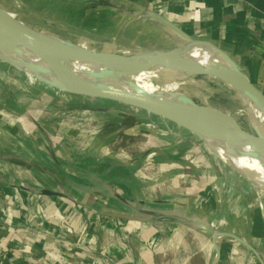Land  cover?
<instances>
[{
	"label": "crops",
	"instance_id": "1",
	"mask_svg": "<svg viewBox=\"0 0 264 264\" xmlns=\"http://www.w3.org/2000/svg\"><path fill=\"white\" fill-rule=\"evenodd\" d=\"M79 1L86 4L79 13L82 16L80 20L87 25H96V30L89 28L90 33L96 32V35L91 36L94 39L83 38L84 42L122 54L128 47L132 51L126 54H135L178 50L188 44L187 36L196 42L211 43L227 56L230 55L239 69L264 91V0ZM40 3L46 6L62 3V10L67 13L78 9L67 0L61 3L58 0H40ZM156 16L162 17L168 24ZM0 64L21 76L23 83L27 81L34 91L41 93L43 89L47 90L41 87L42 81L25 72L22 66L1 60ZM0 85V92H9L2 82ZM22 89L19 88L20 91ZM47 91L46 100L54 99L57 102V94ZM15 95L10 98L14 110L8 108L9 104L5 106L0 103V113L7 115L9 112L13 118L25 116L20 99L14 100L19 95ZM63 101L64 98H61ZM30 110L38 111L37 107H30ZM81 115L86 117L85 114ZM142 118L157 127L161 134L167 129L159 121ZM25 120L19 118L14 124L21 127L24 132L22 136L0 135V264L214 263L217 252L211 233L199 226L200 223H214L211 219L213 212L215 215L223 212L222 199L219 194L216 197L213 187L207 188L211 196L204 195L199 206H185L186 201L195 199V196L188 197V193L183 196L180 193L172 194L161 199V202L149 198L154 203H146V206L143 200L139 204H131L119 189L123 188L107 181L105 173L95 172L93 174L98 175L95 176L86 172L85 167L86 171L78 170L74 162L59 166L57 152L54 157L48 155L51 162L49 166L46 163V168L49 173L43 172L47 154L37 149L41 143L40 135L25 134L26 126L31 127L30 122ZM69 123L75 129L79 125L72 121ZM37 124L36 131L45 127L42 123ZM89 124L90 120L86 119L82 127L86 129L87 125L89 128ZM43 130L48 132L45 128ZM76 136L79 134L73 135V138ZM48 137L51 138L48 141L50 144L64 138L59 135ZM11 142H14L13 146L9 145ZM27 147L35 150L33 154H26ZM240 181L237 180L238 183ZM218 201L220 208L212 209L218 206ZM143 203L144 207L177 215L188 221L157 223L132 220L135 214L132 206ZM213 203L214 206L208 209V204ZM119 222L124 224L119 225ZM223 223L226 221L219 218L217 224L223 235L218 239L221 251L218 264H243L236 257L241 253L248 259L249 251H253L262 262L251 241L235 231L230 233L229 227H222ZM214 226L217 227L216 224ZM240 240L247 242L250 248Z\"/></svg>",
	"mask_w": 264,
	"mask_h": 264
},
{
	"label": "rangeland",
	"instance_id": "2",
	"mask_svg": "<svg viewBox=\"0 0 264 264\" xmlns=\"http://www.w3.org/2000/svg\"><path fill=\"white\" fill-rule=\"evenodd\" d=\"M4 1H7V7L10 10L11 5L20 6L21 9L17 17L27 18L29 15L28 22L32 23L34 27L49 28L62 38L70 37L75 46L87 50L96 47L83 42V38L94 39L91 36L92 34L96 35L95 31L89 32L91 28L96 30V25H87L80 20L82 16H79V13L82 9L84 10L83 6L86 7L85 3L83 4L79 0H67L78 8L73 13H67L64 12V9L62 10V0H58L61 3L58 6L43 5L40 0H0V2ZM126 48L123 52L130 53L131 48ZM193 78L204 82L206 89L212 91L210 103L224 112L232 114L244 107V102L233 92H228L225 85L210 82L203 76ZM0 79H3L0 80V83L2 82V85L9 90L4 94L0 92V103L5 106L9 104L8 108L14 110L15 106L10 102V98L13 97V94L19 95V98L15 97L14 100L20 99L21 109L26 113L25 116H15V118L11 117L9 112L7 115H4L3 112V114L0 113V135L22 136L24 132L21 131V127L14 124L18 122L19 118L30 122L31 127L26 126L25 134L27 136L30 134L40 135L41 143L37 149L44 152L45 155L47 154L42 168L43 172L49 173L46 168V165L49 166L51 162L48 155L51 154L54 157L57 152L59 166L66 165L68 162V165H71L74 162L78 170H85L83 168L85 167L87 169L85 171L92 174L103 172L107 181L123 188L119 189L123 191V196L128 198L131 204H139V201L143 200L145 206L146 203H154L150 202L149 198L159 199L156 201L161 202V199L178 193L182 196L186 193L190 194L188 197L195 196L193 201L187 199L186 207L199 206L203 196L207 197V188L211 186L216 190V197L218 194L220 195L224 207L221 208L222 214L218 212V215H215L213 212L211 219L215 221L214 224L219 229L217 223L221 218L226 221L223 223V228L226 225L229 227L230 233L235 231L234 233H239L249 239L257 248V250L254 249L260 254L258 257L262 259V262L257 259V255L253 254V251H249V257L247 256L248 259H245V255L239 253L240 251L237 249L235 250L239 254L236 259L243 264H264V199L260 197L259 192L253 186L254 183L249 181L245 172L223 162L216 154L221 155L219 148L189 134L188 131L183 133L182 130L177 131L167 127L161 134L157 127L143 120V116L138 115L131 108L111 101L95 100L65 93L42 82V88L49 92H55L60 97L55 95L57 102H54V99L53 101L52 99L46 100L47 90L43 89L41 93L34 91L27 81L24 84L21 76L2 64H0ZM21 87L23 89L20 91ZM0 88H2L1 85ZM61 98H64L65 102H61ZM30 107H37L39 113L30 110ZM81 114H85L86 117H81L83 116ZM94 117L97 118L94 120ZM86 119L90 120V124L89 128L85 125V129L82 126ZM68 120L79 123L77 129ZM38 122L45 125L43 128L47 129L49 133L45 132L43 128L36 131ZM242 125L245 130L254 131L248 118L242 120ZM75 134H79V136L74 139L73 135ZM50 135H59L64 138L50 144L48 142L51 141V138L48 137ZM9 145L13 146L14 142ZM33 151H35L33 148H26L27 155L33 154ZM73 172L76 174V171ZM96 174L93 175L98 176ZM239 179L241 180L240 184L237 182ZM124 189L126 190L124 191ZM213 194L215 195L214 192ZM208 205V209H210L214 203ZM218 208H220V201H218V206H214L212 209L217 210ZM231 247L233 248V245ZM230 260H232V256H230Z\"/></svg>",
	"mask_w": 264,
	"mask_h": 264
},
{
	"label": "water",
	"instance_id": "3",
	"mask_svg": "<svg viewBox=\"0 0 264 264\" xmlns=\"http://www.w3.org/2000/svg\"><path fill=\"white\" fill-rule=\"evenodd\" d=\"M157 18L168 24V22L162 17ZM169 26L174 28V26L170 24ZM0 35L12 38L10 43L12 55L16 59L24 62L26 65L25 72L55 89L80 97L117 103L133 109L138 115L150 120L159 121L168 128L171 127L177 131L182 130L184 133L188 131L189 134L194 135L199 139H201V133L187 125L184 120L190 118L208 119L215 125H218L221 129L228 132L231 140L239 146L248 157L254 162L264 166V140L258 129L254 126H252L254 130L253 132L248 129H243L229 113H226L219 108L210 105H200L189 97L174 99L165 96L164 94H155L152 96L144 95L142 93L125 94L122 92H113L94 84L95 81L100 78H120L127 80L128 76H135L136 74L132 73V67H145V69L158 70L166 69L173 71L185 70L189 72V75L192 77H213L255 96L261 103L264 112V91L239 69L238 65L233 62L230 55L228 57L224 51L215 47V45H212L211 43L196 42L186 36L188 40L187 45L191 43H203L213 47L216 52H219L228 58L229 62L233 64L235 76L222 72L220 68H196L189 64L179 63L173 59V56L181 50L122 54L97 48V54L81 47H76L73 43L65 41L64 38L56 35L62 39V41L66 43L68 42L79 55L86 59H93L92 62H78L73 65V70L62 72L54 65L47 52L48 47L56 48V46L39 36L35 29L8 15L1 6ZM105 53H109L110 57L104 56ZM0 60L7 62L4 57H0ZM216 154L223 160V162L232 167L221 155L218 153ZM224 154H226L227 158L233 156L229 151H226V153L224 152ZM43 193L52 194L51 192ZM132 210L135 214L131 219L135 221H151L157 223H186L188 221L186 218L168 214L158 209L144 207L143 205L132 206ZM199 226L211 233L213 246L216 248L217 252L213 264H218L221 260L218 239L223 234L219 232V229L216 226H214V223H200ZM229 236L239 240V238L234 235L229 234ZM241 242L250 248V245L247 242L243 240Z\"/></svg>",
	"mask_w": 264,
	"mask_h": 264
},
{
	"label": "bare ground",
	"instance_id": "4",
	"mask_svg": "<svg viewBox=\"0 0 264 264\" xmlns=\"http://www.w3.org/2000/svg\"><path fill=\"white\" fill-rule=\"evenodd\" d=\"M7 4V1L0 2L1 8H3L8 15L35 29L39 36L56 46V48L48 47L47 52L58 70L62 72L71 71L73 70V65L78 62H92L93 59H86L75 52L73 47L69 45L68 42L66 43L56 36V32L45 27H34L32 23L28 22L29 15L27 18L17 17V14L21 9L20 6L17 7V5L13 6L10 4L12 6L10 10L7 7ZM67 38L68 37L64 38L65 41L73 43L72 38ZM11 40V37L0 35V57H4L7 62L22 66V68L26 70L24 62L16 59L12 55L10 47ZM167 46L169 47V45ZM88 51L98 54L97 47H92ZM178 51L179 52L173 56V59L179 63L189 64L191 66H195L196 68H220L222 72L235 76L233 64L229 62L228 58L219 52H216L211 46L203 43H191L181 47ZM104 56L110 57V54L105 53ZM131 71L136 74L135 76H128L127 80L120 78H100L96 80L94 84L113 92H122L125 94L142 93L148 96L164 94L165 96L172 97L174 99L189 97L200 105H210L212 107H216L210 103L212 91L207 90L208 88L206 89L204 82H200L196 78H193L189 75V72L185 70L173 71L166 69L158 70L145 69V67H132ZM206 78L210 82L225 85L228 88V92H233L234 95L236 94L237 97L244 102V107L233 112L230 116L242 128V120L248 118L251 124L261 133L262 139L264 140V112L262 110L261 103L256 99V97L213 77ZM209 86L211 85L209 84ZM184 122L192 128L198 130L201 133L202 140H205L208 144L219 148L221 150V155L231 166L245 172L249 181L254 183L253 186L259 192L260 197L264 199V166L254 162L250 157H248L247 154L231 140L228 132L221 129L218 125H215L212 121L204 118H190L184 120ZM226 151L232 153L233 156L227 158L226 154H224Z\"/></svg>",
	"mask_w": 264,
	"mask_h": 264
},
{
	"label": "trees",
	"instance_id": "5",
	"mask_svg": "<svg viewBox=\"0 0 264 264\" xmlns=\"http://www.w3.org/2000/svg\"><path fill=\"white\" fill-rule=\"evenodd\" d=\"M211 196V193L209 192H207V197H210ZM122 224H124L123 222H119V225H122Z\"/></svg>",
	"mask_w": 264,
	"mask_h": 264
}]
</instances>
